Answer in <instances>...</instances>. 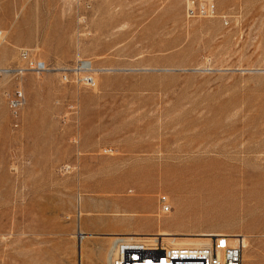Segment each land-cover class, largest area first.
Wrapping results in <instances>:
<instances>
[{"label":"rangeland","instance_id":"374dc122","mask_svg":"<svg viewBox=\"0 0 264 264\" xmlns=\"http://www.w3.org/2000/svg\"><path fill=\"white\" fill-rule=\"evenodd\" d=\"M216 5L227 25L186 20L184 0H0V68L27 49L95 71L92 87L0 75V264H93L117 237L173 249L217 233L243 237L242 264L264 261V0ZM178 177L225 186L184 215L178 196L203 191H176Z\"/></svg>","mask_w":264,"mask_h":264},{"label":"built area","instance_id":"2783aa9c","mask_svg":"<svg viewBox=\"0 0 264 264\" xmlns=\"http://www.w3.org/2000/svg\"><path fill=\"white\" fill-rule=\"evenodd\" d=\"M183 14L186 20L219 18L224 25L228 23L227 17L218 13L216 0H184ZM0 36H3L1 32ZM52 70L57 71L62 83L85 84L91 87L95 85V71L90 60L77 59L71 64H60L54 69L50 64L37 59L27 49L19 51L17 64L0 68V75L14 77L26 73L42 75ZM7 103L11 116L15 120V126H17L19 112L25 104L23 92L16 88L8 96ZM121 256L125 264H241V248L239 246L228 247L222 261L215 254H209L208 251L194 257L182 258L171 255L166 250L150 253L145 252L142 248H133L123 249Z\"/></svg>","mask_w":264,"mask_h":264},{"label":"bare ground","instance_id":"6f19581e","mask_svg":"<svg viewBox=\"0 0 264 264\" xmlns=\"http://www.w3.org/2000/svg\"><path fill=\"white\" fill-rule=\"evenodd\" d=\"M1 32V31H0ZM2 33V32H1ZM3 36H0V41H3ZM173 170V169H172ZM177 186L174 187L176 191L183 193L187 190L190 189H196L199 190L201 189L203 192L199 191L197 194L194 195H182L180 194L178 196V200L180 201V206H179V212L184 214V215H196L198 212L202 213L206 211L208 207V202L212 199V195L216 194L218 191L222 190L225 186V183L222 182L218 185V187H214L213 185H207V186H202L200 184H190L185 186V182L178 177L177 178ZM208 192V194L206 193ZM79 228V226H78ZM85 234V233H83ZM82 236V235H81ZM205 236H209L211 238H216V241L214 243V247L212 244V239L209 238L207 242L199 241L195 242L194 244H189L191 247H184V248H173V249H168V248H159L156 246L155 243L151 244H132L130 242V239H124L117 237L114 240L111 241V247L107 249L104 253H101V261L94 262L93 264H125L122 261V250L123 249H133V248H142L145 252H150L153 253L155 251H167L170 252L171 255H177V257H182V258H189V257H194L197 255L202 254V252L208 251L210 254H215L216 257H218L221 261L224 258L225 251L228 247H234V246H239L241 248V264H242V252H243V247H244V240L243 237L237 236L236 235H231L230 237L232 240L236 241L235 243L229 242L228 244L230 246L225 247V239L221 233L217 234H207ZM229 237V239H230ZM236 237V238H235ZM231 240V239H230ZM134 243V242H133ZM179 245V244H178ZM177 245V246H178ZM187 245V244H186ZM185 245V246H186ZM181 246V245H180ZM175 247V246H174ZM83 249L82 245H79V250L81 251ZM103 252V251H102ZM164 257V256H161ZM260 263L264 264V261L260 259ZM82 264V263H80ZM142 264V263H138ZM254 264V263H253Z\"/></svg>","mask_w":264,"mask_h":264}]
</instances>
